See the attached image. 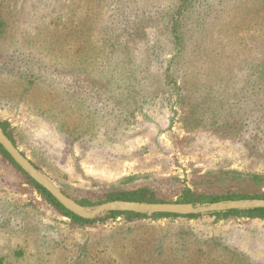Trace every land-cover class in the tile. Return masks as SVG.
<instances>
[{"label": "rangeland", "instance_id": "374dc122", "mask_svg": "<svg viewBox=\"0 0 264 264\" xmlns=\"http://www.w3.org/2000/svg\"><path fill=\"white\" fill-rule=\"evenodd\" d=\"M178 4L0 0V119L27 128V135L50 131V123L70 136L104 124L93 139L113 143L99 152L86 150V140L56 163V173L39 170L60 191L148 184L167 193L164 180L173 177L197 191L264 193V143L251 136L254 114H264V0L193 1L176 84H158L148 96L150 89L128 85L117 56L123 52L102 37V29L126 37L127 30L161 27ZM131 35L126 41L140 42ZM206 45L213 54H201ZM134 107L146 119L135 112L130 130L115 142V126ZM18 149L32 159L30 148ZM199 215L73 227L0 161V260L6 264H264V220Z\"/></svg>", "mask_w": 264, "mask_h": 264}, {"label": "trees", "instance_id": "16d2710c", "mask_svg": "<svg viewBox=\"0 0 264 264\" xmlns=\"http://www.w3.org/2000/svg\"><path fill=\"white\" fill-rule=\"evenodd\" d=\"M193 1L196 0H179L177 8L173 10L163 19L161 27H152L143 33H138V29L125 31L126 37H123V30L113 31L111 28L102 29V37L107 41L109 49L117 52L115 47L119 48L123 53L118 54L120 62L122 63V70L125 73V77L128 80V85L133 88H138L139 91L144 92L148 88V92L143 93V96H148L151 89L162 88L157 87L160 84L163 86H175L177 65L183 56L186 41H188L189 29L187 27L188 17L186 11L191 6ZM209 14H205L208 17ZM204 17V18H205ZM201 19V23L196 25L201 29L204 26ZM203 24V25H202ZM205 23V27H206ZM111 32H115L112 34ZM3 33V23L0 21V36ZM131 34L140 37V42H128L126 38L132 36ZM110 38H109V37ZM201 47V45H199ZM213 54V51L209 46L203 49L201 54ZM120 53V51L118 52ZM194 53H196L194 51ZM217 54V53H216ZM198 55H196L197 57ZM195 57V58H196ZM152 78V83H147V79ZM33 80L28 81L32 83ZM159 84V85H158ZM254 89L258 85H254ZM256 95V93H253ZM143 103V102H142ZM86 111H92L87 109ZM98 114V110L93 111ZM143 119H146V115L142 114L140 107H134L130 111H124L125 119L115 126V136L117 143L122 141L123 135L121 132H128L131 127V123L136 120L137 115ZM93 115V114H91ZM253 120V131L251 136L253 141L264 143V114H254ZM103 119V117L101 118ZM104 125V124H103ZM103 125L102 128H103ZM51 130L46 133H38L34 130L29 135L24 134V130L27 128L15 129L10 125L7 120L0 119V129L3 131L5 136L11 141L15 147L23 144L31 150L32 159L30 162L38 170H43L45 173L53 174L58 171L56 166L57 162H61V159L74 152L75 145L78 143H84L86 140V150H97L104 151L109 150L112 146V142L109 139L102 137L100 139H93L102 130L99 126L96 130L83 129L70 136L65 132L64 126L55 127L54 124L50 123ZM120 127V128H119ZM107 128V127H104ZM111 124L108 125L109 133ZM64 136V137H63ZM92 136V137H91ZM96 142H95V141ZM63 144H68V149L63 148ZM81 147V146H80ZM62 148V149H61ZM78 148V146L76 147ZM82 148V147H81ZM83 149V148H82ZM23 155L26 156L22 152ZM0 161L8 164L10 167L15 169L17 173L23 178V184L28 185L34 190L55 212L60 216L65 217L69 220V223L73 227H85L91 226L96 223H104L108 220H115L117 218H123L127 223L141 221L143 219H162V218H188L194 219L200 215H188L179 216L173 214H162L155 213L151 215L138 214L132 212H117L111 211L104 213L101 217L93 220L80 218L66 209H64L44 188L39 186L35 181L28 177L10 158L6 151L0 145ZM66 177V176H65ZM127 180V179H126ZM164 181L170 183V188L167 193H163L161 186H152L148 184L135 185L131 188H115V189H104L102 191L89 189L86 191H80L79 195H72L66 190L62 192L70 199L74 200L79 205L90 208L100 205L109 201H135L144 203H189V204H204L213 203L218 201L228 200H246V199H264V193L248 194L243 191H226L221 193H210L197 191L189 188L184 184H176L172 181H177V178H168ZM208 215L215 217L216 220H227V219H250V220H264V208L257 209H245V210H229L223 212L208 213ZM0 264H6L3 260H0Z\"/></svg>", "mask_w": 264, "mask_h": 264}, {"label": "water", "instance_id": "95a60500", "mask_svg": "<svg viewBox=\"0 0 264 264\" xmlns=\"http://www.w3.org/2000/svg\"><path fill=\"white\" fill-rule=\"evenodd\" d=\"M0 145L14 163L39 186L44 188L64 209L88 220H93L106 212H132L151 215L155 213L179 216L208 214L229 210L264 208V199L228 200L204 204L189 203H144L135 201H109L95 207L86 208L66 196L49 178L34 167L30 160L15 147L0 129Z\"/></svg>", "mask_w": 264, "mask_h": 264}]
</instances>
